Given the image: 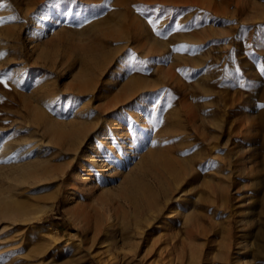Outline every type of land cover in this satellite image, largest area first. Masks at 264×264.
Segmentation results:
<instances>
[{
    "label": "rangeland",
    "instance_id": "1",
    "mask_svg": "<svg viewBox=\"0 0 264 264\" xmlns=\"http://www.w3.org/2000/svg\"><path fill=\"white\" fill-rule=\"evenodd\" d=\"M262 105L264 0H0V148H10L0 156V190L29 204L32 221L17 226L0 218V264H146L147 231L156 246L152 259L171 264L166 242L173 221L190 212L174 198L159 229L137 217V225L102 243L93 222L105 203L132 222L123 187L142 185L165 203L162 191L167 181L177 186L179 171L182 196L195 203L193 221L216 217V239L226 242L229 229L234 249L239 231L255 247L264 244ZM73 107L92 109L83 118L89 128L100 123L106 132L120 123L130 132L124 144L133 150L124 154L120 174L94 192L87 191L92 178L81 159L73 162V151L55 143V135L68 137L79 126ZM37 139L45 143L18 150ZM242 155L261 178L249 209L225 199L236 191ZM25 170L35 176L21 183Z\"/></svg>",
    "mask_w": 264,
    "mask_h": 264
},
{
    "label": "bare ground",
    "instance_id": "2",
    "mask_svg": "<svg viewBox=\"0 0 264 264\" xmlns=\"http://www.w3.org/2000/svg\"><path fill=\"white\" fill-rule=\"evenodd\" d=\"M108 61L109 60H106L104 62L103 60L102 64L107 62L105 65L108 66L111 63L112 59L109 62ZM113 72L116 73V71ZM131 96L128 94L124 98L130 99ZM49 99L53 100L54 97H49ZM108 108L109 106L105 107L103 110H107ZM72 113L73 117H75V120L77 119L76 123L77 121L80 122L79 126L74 128L72 135L68 137L60 134L55 135V143L59 145L65 144L70 150L73 151V162L75 161V159H81V163L84 166L83 170L87 174V180L89 178H92L90 181H88L86 185L87 191L90 190L92 192L93 190L94 192L95 185L103 184L105 181L112 182L113 179L120 174V167L123 164L124 154L128 151L129 148L130 150H133L132 147H127V145L124 144V141L127 140V135L130 132L127 134L128 131L125 130V128L120 125V123H116L114 124V126L110 125L108 127V131L106 132L104 130V127H102L100 123H97L93 125V127L91 126L89 128V125L85 124L83 118L86 116L91 117L92 114L94 115L91 108H87L86 110L76 109L75 107H73ZM75 120L73 119V121ZM53 126L54 124H50V122L46 124V129L49 128V132L52 135H54L55 132L54 130L52 131ZM110 136L112 138H110ZM95 140L99 142V145L97 147L92 146V149H89V146L92 145L93 141ZM39 142L40 141L38 139L29 140L25 144L23 143L24 145L22 144L18 150H23V148H25L26 151L30 153L35 147L39 146ZM40 143H45V141ZM116 147L118 148L116 149ZM9 153L10 148L8 146L3 145L0 148V156L2 154L9 155ZM250 164L251 161L248 159V156L242 155L240 157L241 177L239 178L238 183L237 181L234 182V184L236 183V191L232 192L231 194H228L225 197V199L230 200L236 199L237 202L242 203L247 209L251 207V205H247V203L251 202L252 198L254 197L253 190L258 191L261 185L260 176L258 174H254V168ZM181 173V171L177 173V186H175V188H173L172 184L168 183L167 181V185L164 184L166 185V187L164 185L162 187V189L165 187L163 191L160 190L162 191L163 196L165 198V203H163L164 201H162L161 199L162 196L160 195V197L157 193V195H154L150 191L143 193L142 185H138L134 187V189L132 188L133 190L130 189V191L124 190V187L121 188L119 190L120 194H122V196L128 202H133L134 209L132 214L134 218L130 220L132 222H128V220L126 221L124 217L123 219L118 218L119 216H117L116 214L114 204H110V206H108L107 208V205L109 204L105 203L106 208L104 206L102 207L99 219H96L93 222V228L96 234L102 238V243L106 242L110 238V234L113 231L115 232L122 230V232H125L131 229L134 224L137 225L138 222H135V219H137V217L141 219V225H143L144 220L145 226L149 228H151L153 222L157 224L156 226L153 225V229H159V227L161 228L159 218L165 216V209L169 203V200L174 198L175 203L178 207L187 208L190 212L185 211L184 213H179L180 221H173V223L175 222L176 228L171 232V235L168 236V241L166 242V245H170L172 248L171 251L167 252V256L173 255L172 260L170 259L169 263L264 264V244L258 242L257 246L255 247L254 244L250 241L249 234L245 233V235H243L239 231L238 235L236 236V248L234 249V247L232 246L231 237L229 235V229H227L228 235L226 242H222L221 240L216 239L220 236L218 232L219 224H217L216 222V217H211L209 222H202L201 220L197 219L196 221H193L192 210L194 208L195 203H191V200L185 199L184 196H182L184 192V178L183 174ZM30 175L35 176V173H33L31 170H25L22 173V179L18 178V180L23 183L25 182L26 177ZM90 183L91 185H89ZM0 193V218L10 220L13 224L17 226L24 223L32 225L31 217L29 216V213L31 212V209L29 208L30 205L27 203L22 204L20 202L15 203L12 199H6L7 197L11 196L4 197L3 194H5V192L3 190H0ZM79 200H83V197L81 196ZM53 205L54 201L47 203L40 212L44 213L49 211L53 207ZM173 212L174 211L171 210L166 215L167 219L170 220L169 222H171L172 220L171 218L173 216ZM82 216L84 217L85 221L91 223L92 220L90 216L88 217L85 214ZM247 220L248 217H245L244 215L242 219L237 220L238 225L241 226V224L247 222ZM180 228H182L181 231L183 232V235H181ZM211 232H213V235H215L213 239ZM52 234V232L45 234L44 240L48 243L53 241L54 237ZM211 239L213 244L212 246L209 245ZM65 241L67 242L68 240ZM154 244L155 241L153 240L152 233L149 231L145 232L143 258H145L146 264L159 263V259H152L155 253L153 252V250L156 247ZM162 254L164 253L160 249L159 256L162 257ZM121 259L126 260V258L123 257Z\"/></svg>",
    "mask_w": 264,
    "mask_h": 264
},
{
    "label": "snow or ice",
    "instance_id": "3",
    "mask_svg": "<svg viewBox=\"0 0 264 264\" xmlns=\"http://www.w3.org/2000/svg\"><path fill=\"white\" fill-rule=\"evenodd\" d=\"M12 19H16V17H13ZM5 83H7V81H4ZM262 107H264V105H262Z\"/></svg>",
    "mask_w": 264,
    "mask_h": 264
}]
</instances>
